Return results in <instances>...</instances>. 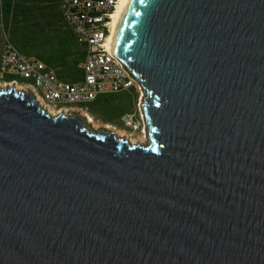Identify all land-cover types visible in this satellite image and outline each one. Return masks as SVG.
<instances>
[{"label":"water","instance_id":"obj_1","mask_svg":"<svg viewBox=\"0 0 264 264\" xmlns=\"http://www.w3.org/2000/svg\"><path fill=\"white\" fill-rule=\"evenodd\" d=\"M110 50L145 143L0 85V264H264V0H126Z\"/></svg>","mask_w":264,"mask_h":264},{"label":"built area","instance_id":"obj_2","mask_svg":"<svg viewBox=\"0 0 264 264\" xmlns=\"http://www.w3.org/2000/svg\"><path fill=\"white\" fill-rule=\"evenodd\" d=\"M120 0H63L62 16L78 41L87 47L81 63L83 77L78 82L60 79L36 56H27L4 36L0 73L13 77L7 85L25 87L55 111H77L81 103H90L100 94L120 93L135 88L139 96L135 111L122 118L132 132L145 131L143 89L128 72L127 66L109 49L108 24ZM22 81L23 83H20Z\"/></svg>","mask_w":264,"mask_h":264},{"label":"trees","instance_id":"obj_3","mask_svg":"<svg viewBox=\"0 0 264 264\" xmlns=\"http://www.w3.org/2000/svg\"><path fill=\"white\" fill-rule=\"evenodd\" d=\"M58 4L59 0H0V30L23 54L38 56L49 66L63 65L74 49V73L69 76L63 70L58 76L62 80L76 82L82 75L79 64L86 56L87 47L71 34L66 38L55 36L52 26L62 15ZM7 79L8 82L13 80L12 77Z\"/></svg>","mask_w":264,"mask_h":264},{"label":"crops","instance_id":"obj_4","mask_svg":"<svg viewBox=\"0 0 264 264\" xmlns=\"http://www.w3.org/2000/svg\"><path fill=\"white\" fill-rule=\"evenodd\" d=\"M61 5H62V0H59V4H58L59 12H61ZM52 29L56 32L55 36L57 38L59 37L66 38L70 34L76 38L74 32L65 24L62 18V15L61 17L55 20V23L53 24ZM47 33H50V32H47ZM3 43H4V33L2 30H0V56H1ZM47 54L50 55L49 53H46V55ZM71 54H72L71 57L68 58L64 62V64L61 66H58L56 64L49 66L38 56L36 57L42 60L48 66V68L51 71H53L57 76L59 73H63L62 72L63 70H65L66 74H69V76H72V73H74V67H75L74 66V56H75L74 49H71ZM77 56L78 54L76 53V57ZM81 63L79 64L80 69H81ZM81 73H82V75L80 76L81 78L77 80L76 82L80 81L83 77L82 69H81ZM8 77H11V76L2 75L0 73V82H8L7 81ZM19 82L23 83L22 81H19ZM138 96H139L138 91L135 88H131L129 90H125L120 93L100 94L92 102L88 104L81 103L77 107L79 109H82L81 112L83 114H86L85 116H87L89 123L92 124V126L97 129L103 128V129L113 130L116 133L117 132L135 133V132H132L130 129H128L123 124L122 118L124 115L135 111V106H136Z\"/></svg>","mask_w":264,"mask_h":264},{"label":"bare ground","instance_id":"obj_5","mask_svg":"<svg viewBox=\"0 0 264 264\" xmlns=\"http://www.w3.org/2000/svg\"><path fill=\"white\" fill-rule=\"evenodd\" d=\"M125 1L126 0H120V3H119V5H118V7H117V10H116V12L115 13H113V18H111L110 19V22H109V24H108V32H112L111 33V35H110V37H109V40H108V46H109V49H111V38H112V34H113V30H114V28H115V24H116V21H117V19H118V17H119V14H120V12H121V10H122V7H123V5H124V3H125ZM111 52H113V54H115V51H111ZM1 85V84H0ZM7 85V84H6ZM2 87H4L5 85H1ZM9 86V85H8ZM11 86H13V85H11ZM16 87H18V86H16ZM22 88V87H21ZM26 89V88H25ZM28 90V89H27ZM30 92V91H29ZM38 102L39 103H41V105L43 106V107H45V109L49 112V113H51V114H59V113H62L63 111H55V110H53L52 108H50V107H48V106H46V104L41 100V99H39L38 98ZM65 113H68V111H64ZM71 112H73V111H71ZM76 113H78L77 111H75ZM81 115V114H80ZM83 116V115H82ZM85 117V116H84ZM86 118V117H85ZM87 119V118H86ZM90 120V119H89ZM88 121V120H87ZM112 131V130H111ZM145 133H146V130H145ZM117 134H120L121 135V133H117ZM122 136V135H121ZM124 137V136H123ZM133 142L134 141H141L142 143H145V140H147V138H146V136L145 135H142L140 138H138V139H134V138H130Z\"/></svg>","mask_w":264,"mask_h":264},{"label":"rangeland","instance_id":"obj_6","mask_svg":"<svg viewBox=\"0 0 264 264\" xmlns=\"http://www.w3.org/2000/svg\"><path fill=\"white\" fill-rule=\"evenodd\" d=\"M0 84L1 85H6V84H4V82H0ZM9 86H11V85H9ZM16 86H19V85H16ZM21 87V86H20ZM23 88V87H22ZM144 100V99H143ZM72 114H75L76 112L75 111H73V112H71ZM79 114H81V115H83V116H85L86 114H83L82 112H78ZM86 118H87V116H85ZM87 120H88V118H87ZM89 122V121H88ZM95 128V127H94ZM113 131V130H112ZM118 133V132H117ZM119 133H121V135L122 136H126V137H128V138H134V139H138V138H140L143 134L142 133H139V132H137V133H131V132H128V133H125V132H119ZM119 135V134H118Z\"/></svg>","mask_w":264,"mask_h":264},{"label":"flooded vegetation","instance_id":"obj_7","mask_svg":"<svg viewBox=\"0 0 264 264\" xmlns=\"http://www.w3.org/2000/svg\"><path fill=\"white\" fill-rule=\"evenodd\" d=\"M141 133V132H140Z\"/></svg>","mask_w":264,"mask_h":264}]
</instances>
